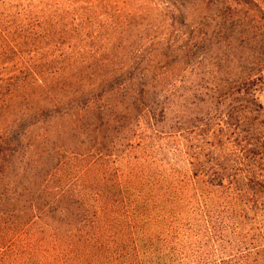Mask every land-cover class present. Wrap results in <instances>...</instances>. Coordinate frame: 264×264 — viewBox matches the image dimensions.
Here are the masks:
<instances>
[{
    "label": "trees",
    "instance_id": "1",
    "mask_svg": "<svg viewBox=\"0 0 264 264\" xmlns=\"http://www.w3.org/2000/svg\"><path fill=\"white\" fill-rule=\"evenodd\" d=\"M143 1L0 0V264H264V0Z\"/></svg>",
    "mask_w": 264,
    "mask_h": 264
},
{
    "label": "rangeland",
    "instance_id": "2",
    "mask_svg": "<svg viewBox=\"0 0 264 264\" xmlns=\"http://www.w3.org/2000/svg\"><path fill=\"white\" fill-rule=\"evenodd\" d=\"M119 4L122 6H127L125 7L126 10L130 9L131 7L133 9L139 8L142 11V13L143 11L148 9L147 4L143 0H118L115 6ZM141 6L145 8L142 9ZM87 14L89 13H85L84 17H86ZM85 22L86 21L84 20V24ZM130 27H131L130 35L131 34L133 35L139 32L138 34L139 40L136 41L137 49L142 52L144 51L146 54L147 52H153L154 50H156V52L159 53L160 48H159L158 42L161 40L163 42L167 41L170 45L176 44V46H178V41L175 42L176 40L175 34L173 32L170 33L167 31V27L163 24L162 19L158 16L157 12L155 11L150 10L148 16L143 21L140 19H137V21H132V24ZM207 27L208 26H205V25L202 26V28H207ZM249 39H250V42H252L251 39L253 38L249 37ZM216 44H218L217 41H216ZM253 45H254V42H253ZM208 56L212 58L215 57V51L209 52ZM187 69H190V68H187ZM258 101L262 105V109L264 113V87L258 93Z\"/></svg>",
    "mask_w": 264,
    "mask_h": 264
}]
</instances>
